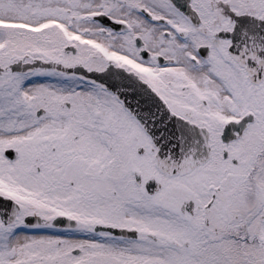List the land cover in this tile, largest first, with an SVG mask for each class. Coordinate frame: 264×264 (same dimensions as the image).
Instances as JSON below:
<instances>
[{
    "label": "snow or ice",
    "instance_id": "6c2138e0",
    "mask_svg": "<svg viewBox=\"0 0 264 264\" xmlns=\"http://www.w3.org/2000/svg\"><path fill=\"white\" fill-rule=\"evenodd\" d=\"M0 264H264V0H0Z\"/></svg>",
    "mask_w": 264,
    "mask_h": 264
}]
</instances>
